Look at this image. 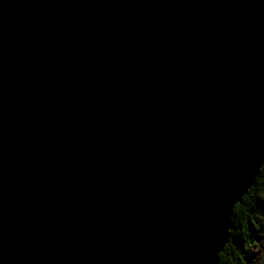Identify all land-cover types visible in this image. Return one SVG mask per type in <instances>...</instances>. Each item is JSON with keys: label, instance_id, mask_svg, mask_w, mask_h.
<instances>
[{"label": "water", "instance_id": "1", "mask_svg": "<svg viewBox=\"0 0 264 264\" xmlns=\"http://www.w3.org/2000/svg\"><path fill=\"white\" fill-rule=\"evenodd\" d=\"M257 1L0 0V264L220 263L264 165Z\"/></svg>", "mask_w": 264, "mask_h": 264}, {"label": "trees", "instance_id": "2", "mask_svg": "<svg viewBox=\"0 0 264 264\" xmlns=\"http://www.w3.org/2000/svg\"><path fill=\"white\" fill-rule=\"evenodd\" d=\"M258 8L260 12L259 15L264 18V0H260L258 2ZM257 208H264V166L260 170L256 185L249 189L248 193L243 197V202L237 203L233 209L232 223L233 227L235 228L234 231H236L238 234L237 230H240V235L243 237V239L246 236H253L256 233L257 228H261L263 226L260 223L259 225L258 222L253 219L254 213H257L260 210H256ZM231 234L232 236L229 243L225 246L220 255V264H226L229 256L233 257L232 259H234L235 263L237 262L238 264H241L239 262L241 257L244 256L245 259V253L242 250V246H240L241 242L238 245V240L236 239L237 234ZM253 241L254 240L252 239V242Z\"/></svg>", "mask_w": 264, "mask_h": 264}, {"label": "rangeland", "instance_id": "3", "mask_svg": "<svg viewBox=\"0 0 264 264\" xmlns=\"http://www.w3.org/2000/svg\"><path fill=\"white\" fill-rule=\"evenodd\" d=\"M257 181H258V178L256 180V183ZM256 183L254 185H256ZM259 209L258 208L256 209V210H259V212L254 213L253 219H255L258 222V224L260 223L263 226L261 228L258 227L256 230V233L253 236L251 235H250L251 237L246 236L243 239V237H241L240 235L241 234L240 230H237L238 231V234H237V232L234 231L235 230L234 227H232L231 229V233L237 234L236 239L238 240V245L241 242L240 246H242V250L245 253L246 260L244 259V256L241 257V260H239L241 264H264V208H259ZM252 239L254 240L253 242H252ZM232 258L233 257L229 256V259H227L226 264H232V263L238 264L237 262L235 263V260Z\"/></svg>", "mask_w": 264, "mask_h": 264}, {"label": "bare ground", "instance_id": "4", "mask_svg": "<svg viewBox=\"0 0 264 264\" xmlns=\"http://www.w3.org/2000/svg\"><path fill=\"white\" fill-rule=\"evenodd\" d=\"M259 1H260V0H259ZM259 1L256 2V8H255V11H257V12H259V8H258V2H259ZM259 13H260V12H259ZM256 15H257V14H256ZM257 16H258V15H257ZM258 17H259V16H258ZM260 18H262V17H260ZM263 166H264V165H263ZM263 166H262V167H263ZM262 167H261V168H262ZM261 168H260V170H261ZM260 170H259V173H258L256 179H255L254 184L256 183V180H257V178H258V176H259V174H260ZM254 184H253V185H254ZM253 185H252V186H253ZM249 189H251V188H249ZM248 191H249V190H248ZM247 193H248V192H247ZM247 193H246V194H247ZM246 194H245V195H246ZM245 195H244V196H245ZM244 196H243V197H244ZM243 197H242L241 202H243ZM241 202L239 201V202H237V203H241ZM237 203H235L234 207L236 206ZM234 207H233V209H234ZM231 221H232V219H231ZM232 227H233V223H232ZM232 227H231V229H232ZM231 229H230V234H231ZM231 236H232V234H231ZM231 236H230V239H231ZM219 264H220V263H219Z\"/></svg>", "mask_w": 264, "mask_h": 264}]
</instances>
